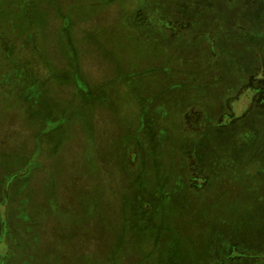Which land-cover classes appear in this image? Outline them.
<instances>
[{"label":"rangeland","instance_id":"rangeland-1","mask_svg":"<svg viewBox=\"0 0 264 264\" xmlns=\"http://www.w3.org/2000/svg\"><path fill=\"white\" fill-rule=\"evenodd\" d=\"M0 264H264V0H0Z\"/></svg>","mask_w":264,"mask_h":264},{"label":"trees","instance_id":"trees-1","mask_svg":"<svg viewBox=\"0 0 264 264\" xmlns=\"http://www.w3.org/2000/svg\"><path fill=\"white\" fill-rule=\"evenodd\" d=\"M181 202H182V197H181V200H178L177 202H176V205H174V208H172L174 211H175V213H174V215H178L179 213H181V211L182 212H184L183 213V215L181 216V217H183L184 216V214L185 213H187V209L186 208H184V209H182L181 208ZM179 209H181V210H179ZM203 210V208L202 209H198V210H193V211H191V215H193V213H194V215H196V214H198V213H201V211ZM203 213V212H202ZM181 215V214H180ZM179 215V216H180ZM199 216V215H198ZM196 217H197V215H196ZM181 220V219H180ZM183 220H186V216H184L183 217V219L181 220V224H185L184 222H183ZM182 227V226H181ZM178 231V230H177ZM177 238H180V239H183V237H182V235H181V233L178 231L177 232ZM189 241H191V240H189ZM189 241L188 242H186L185 240H183V243L182 244H179V245H177V249L176 250H180V247L184 250V243L185 244H187V243H189ZM192 242L193 241H191V244H192ZM178 246H179V248H178ZM173 247V246H172Z\"/></svg>","mask_w":264,"mask_h":264}]
</instances>
